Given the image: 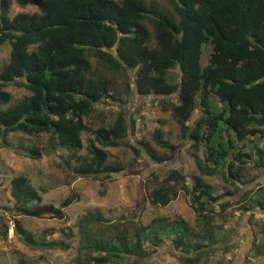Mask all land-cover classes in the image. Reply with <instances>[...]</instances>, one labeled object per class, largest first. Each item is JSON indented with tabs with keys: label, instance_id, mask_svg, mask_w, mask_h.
I'll return each mask as SVG.
<instances>
[{
	"label": "trees",
	"instance_id": "obj_1",
	"mask_svg": "<svg viewBox=\"0 0 264 264\" xmlns=\"http://www.w3.org/2000/svg\"><path fill=\"white\" fill-rule=\"evenodd\" d=\"M14 1L22 6L33 4L37 10L9 15V0H0V44L8 43L7 57L0 63V144L6 145V135L13 131L30 136L46 133L44 146L21 141L8 144L30 158L53 148L67 150L73 157L72 162L65 161L70 174L93 176L99 194L111 173L126 168L106 160L104 146L126 144L133 157L142 151L157 163L171 158L178 143L164 136L159 126L136 144L124 140L134 123L132 118L127 123L121 106L109 122L93 128L85 123L83 117L97 103L122 102L110 89L109 76L99 70L104 65L106 70L121 69L125 76L127 71L131 73L132 86L124 79V92L132 88L134 95L169 102L179 136L195 150L202 146L201 156L194 154L198 173H189L187 181L176 168L165 173L150 171L146 179L152 187L144 194L147 203L164 205L179 186L189 195L199 231L191 232L181 218L161 215L137 224L133 232L126 228L129 233L120 229L101 237L91 224L112 225L98 210H92L77 219L80 243L75 264H106L123 257L139 261L147 256L142 244L155 246L163 236H170L184 250V255H178L182 264H202L205 247L222 236L213 217L225 209V198L248 181L244 164L251 161L264 168V0H165L167 5L152 0ZM204 43L210 49L201 64ZM10 83L22 85L28 93L9 102L4 87ZM210 94L217 104L211 102ZM195 107L199 113L188 124ZM85 130L92 136L86 154L80 155ZM155 146L168 153H158ZM214 172L231 188L213 191L202 174ZM247 193L243 191L240 197L244 199ZM9 194L13 214L34 217L62 218L63 207L79 198L71 191L57 205L41 202L38 188L23 174L10 177ZM239 208L242 212L264 210V185L254 187ZM7 227L1 221L0 237H5ZM12 231L26 245L39 248L65 249L69 243L64 238L72 236L68 228L59 229V238L35 236L14 216ZM13 258L12 264H31L22 255ZM225 263L232 264V259Z\"/></svg>",
	"mask_w": 264,
	"mask_h": 264
},
{
	"label": "rangeland",
	"instance_id": "obj_2",
	"mask_svg": "<svg viewBox=\"0 0 264 264\" xmlns=\"http://www.w3.org/2000/svg\"><path fill=\"white\" fill-rule=\"evenodd\" d=\"M158 4L167 5L165 0H152ZM37 10L33 4L19 5L14 0H9L8 14L16 11ZM208 43L202 45L200 63L204 64L209 53ZM8 52V43L0 44V63H2ZM104 65L99 66L110 78V89L120 100H108L107 103H97L95 110L84 116L85 123L93 128L100 122H109L114 117L119 106L124 108L127 123L133 119V131L128 127V134L124 138L127 143L136 144L139 138H148L149 132L155 126H159L163 135L174 143H178L173 156L162 162H154L144 152L135 158L126 144L117 146H104L107 151L106 160L122 163L126 168L119 172L111 173V178L105 180L104 192H98V180L93 176H72L68 171L65 161L72 162L73 157L65 149L53 148L42 153L39 157L30 158L14 151L8 143L15 145L18 141L33 143L44 146L47 134L30 136L13 131L6 135L7 144H0V220L8 225L4 238L0 237V264H12L14 255H22L30 260L31 264H75L74 256L79 254L80 233L77 230V219L85 212L98 210L106 217L111 227L103 224H91L95 229V235L107 236L114 234L117 230L125 229L129 233L135 230L137 224H147L153 217L165 216L169 218H181L191 232L199 231L197 228L195 211L189 205V195L179 187L175 186V195L164 205H151L147 203L144 194L152 187L146 179L148 172L165 173L169 168L179 169L187 176L191 172L198 173L194 163V154L201 156L202 146L193 149L189 141L179 136L177 123L170 115L169 102L162 101L159 97L134 95L132 88L123 91L124 79L131 81V73L127 71L125 76L121 69L106 70ZM175 68L171 74L175 77ZM132 86V82H130ZM10 94L9 102H14L28 91L22 86L10 83L4 87ZM209 99L217 104L216 98L210 94ZM174 98L171 96L170 101ZM199 113V107L193 108L186 122L193 124L194 118ZM161 120V121H159ZM264 128V123L261 125ZM202 128V127H201ZM92 134L88 131L81 133L82 147L78 154H86V143ZM242 150L246 146L240 144ZM158 153H168L167 150L155 146ZM244 177L247 182L240 184V188L232 196L225 199L228 204L221 213L213 217L215 229L221 233L218 242L205 247L200 261L202 264H226L232 259V264H264V210L241 211L239 206L247 201L252 195L253 188L264 185V168L255 167L251 161L244 164ZM15 174L25 175L30 183L38 188L40 201L51 202L57 205L59 201L69 192L79 194L77 200H73L63 207L64 216L34 217L23 214H13V200L9 194V179ZM213 188V191H221L231 188L230 184L223 181L219 172L210 175L202 174ZM43 188L44 190H39ZM243 191H248L247 197H240ZM214 209L217 206L214 205ZM17 217L22 225L34 233L35 236L48 238H59L60 228L70 229L72 236L64 238L69 246L60 248H39L23 243L12 231V217ZM219 224V225H218ZM216 226H219L216 228ZM126 228L129 230H126ZM112 233V234H110ZM193 234L191 235V238ZM142 249L145 257L135 261L130 257L106 264H182L178 255H184L180 246H175L170 236H163L155 246L143 243ZM190 251V250H189ZM82 251H80L81 253ZM97 253V252H93ZM191 253V252H189Z\"/></svg>",
	"mask_w": 264,
	"mask_h": 264
}]
</instances>
